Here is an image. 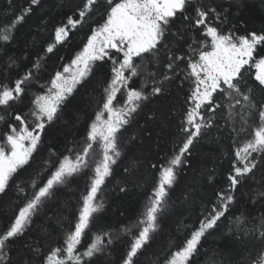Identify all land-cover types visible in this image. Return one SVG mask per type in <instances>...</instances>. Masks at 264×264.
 <instances>
[{
    "label": "snow or ice",
    "instance_id": "snow-or-ice-1",
    "mask_svg": "<svg viewBox=\"0 0 264 264\" xmlns=\"http://www.w3.org/2000/svg\"><path fill=\"white\" fill-rule=\"evenodd\" d=\"M5 3L0 264H198L202 242L221 225L236 254L221 253L210 264H264V28L248 30L236 19L243 5L237 0ZM25 26L29 38L21 34ZM85 29L80 50L67 62L59 57L49 69L50 57ZM80 92L91 107V115L84 112V136L57 151L48 133L67 123L65 111ZM157 101L170 105L166 112ZM142 114L143 138L133 128ZM75 115L79 122L80 112ZM156 121L161 128L155 150L148 157L137 154ZM203 144L214 145V153H203ZM189 173L191 182L181 187V177ZM205 185L213 192L207 200ZM134 191L142 194L138 214L115 225L103 223L108 193L122 197ZM177 201L197 205V218L181 224L186 234L178 243L153 250ZM244 252L249 255L242 259Z\"/></svg>",
    "mask_w": 264,
    "mask_h": 264
},
{
    "label": "trees",
    "instance_id": "trees-1",
    "mask_svg": "<svg viewBox=\"0 0 264 264\" xmlns=\"http://www.w3.org/2000/svg\"><path fill=\"white\" fill-rule=\"evenodd\" d=\"M23 2V0H21ZM53 0H46V6H50ZM68 2H75V0H68ZM238 3H241L243 6L239 11V16L236 19H241L244 22V26L248 30L254 29H261L264 28V6H262L261 0H237ZM5 0H0V15H6ZM59 9H56V15H61ZM235 22V19L233 20ZM36 23V19L29 21V24ZM229 27V25H225V28ZM87 29L77 32L74 38L68 43L66 46L61 47L57 50V53L50 57L49 59V69L55 66L58 62L59 57H63L64 61L67 62L70 58L74 56V54L80 50V47L83 43L84 36ZM21 34L25 38H29L28 27L25 26L21 29ZM47 37H41V39H46ZM17 56L20 55L19 50H13ZM46 75V74H45ZM89 104L88 97L84 94V92H80L75 99L69 104L68 108L65 111L64 120L67 123H59L54 126L48 133V143L54 146L57 151H62L66 141L70 140H80L84 136L85 126L88 122L87 116L84 115L86 111L88 115H91V107L86 108V105ZM156 104L160 107V109L164 112L167 111V107L170 106L167 104L166 101H157ZM151 107V106H150ZM147 111V109H146ZM80 112L81 119L79 122H76V113ZM73 124L75 126L73 127ZM144 124V117L143 114L138 118V125H134L133 128L137 130L141 137H144V133L140 131L139 125ZM161 124L159 121H156L149 127V131L152 132L151 138H144L143 145L137 146V154L143 152L145 157L150 156V153L153 152L154 149V142L157 138V132L160 130ZM5 128L3 125H0V134H3ZM164 137L161 138L160 148L164 149L163 143ZM47 147L41 150V154H47ZM201 150L203 153L207 155H211L215 151V146L212 144H203L201 145ZM226 166V165H225ZM192 173H189L188 176L181 177V187L186 186L192 180ZM222 182V178H221ZM212 188L210 186H204L202 195L205 200L210 199L212 197ZM110 197L109 205L103 214V223H111L113 225L126 222L127 219L134 217L138 214L139 210L142 208L143 200L142 194L138 192H132L128 196L117 197L112 193H108ZM175 197L179 196V190L174 194ZM68 196H65L64 199H68ZM75 207V203L73 201L72 205L69 207L68 219H71V211L72 208ZM197 205L188 206L182 205L178 201L174 206V211L170 215L168 219L164 222V231L157 236L156 241L153 246V250H158L160 247L168 244L169 242L178 243L179 240L183 238L184 233L181 230V224H189L195 222L197 218ZM6 211V210H5ZM124 211L125 216H119V212ZM10 214V213H8ZM51 215V213H49ZM4 216L0 213V226L4 223ZM42 218L38 220V223H41ZM227 223V222H225ZM38 231V230H37ZM227 227L225 225H221V228L218 232L214 233L213 235L207 237L204 240L203 248L201 250V255L198 258V264H210L213 258L219 259V254L223 253L227 256H234L235 250L230 242L229 237L227 236ZM37 233L34 232L33 235L35 236ZM238 247V246H236ZM151 251V250H150ZM251 254L254 256L256 254L255 250H252ZM249 255L248 252H244L243 258H247Z\"/></svg>",
    "mask_w": 264,
    "mask_h": 264
}]
</instances>
